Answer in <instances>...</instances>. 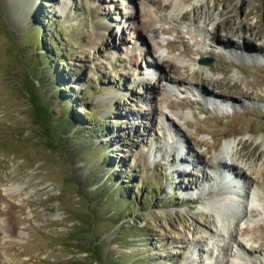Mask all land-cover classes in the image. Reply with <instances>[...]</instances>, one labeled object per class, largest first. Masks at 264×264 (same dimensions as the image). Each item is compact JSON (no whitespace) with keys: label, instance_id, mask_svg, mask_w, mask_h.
<instances>
[{"label":"rangeland","instance_id":"374dc122","mask_svg":"<svg viewBox=\"0 0 264 264\" xmlns=\"http://www.w3.org/2000/svg\"><path fill=\"white\" fill-rule=\"evenodd\" d=\"M263 136L264 0H0V264H264Z\"/></svg>","mask_w":264,"mask_h":264},{"label":"bare ground","instance_id":"6f19581e","mask_svg":"<svg viewBox=\"0 0 264 264\" xmlns=\"http://www.w3.org/2000/svg\"><path fill=\"white\" fill-rule=\"evenodd\" d=\"M154 1L156 2L157 0H154ZM225 38H227V37H225ZM248 44L250 45V43H248ZM148 64H151V67H154V70H156V71H158L160 69V67H161V64H157V62H155L153 64L150 63V62H148ZM164 67L168 68V71L171 73V75H164V74L161 75V79H164L165 82H169L172 85H179V84H182L183 81H185V77H183V76L182 77L174 76L175 75V70H176L175 67L176 66L170 65L169 63H166V65ZM208 84H209V82H208ZM205 87H206L205 84H201L200 89L207 96H214V98L211 99L212 106L215 105L214 104L215 102L216 103L218 102V104L224 105V107L226 109L229 108L228 104H231V102H228L227 103V101H225L226 99H224V100L221 99V98H223L222 97L223 95L220 92L212 93V90L208 89L207 87L205 88ZM214 88L215 89L216 88L220 89L222 87H219V84L217 82L216 83V86ZM262 141L264 143V136L262 138ZM228 148H229L228 147V144L227 143H224L223 146H222V148L219 150L220 151V153L218 154L219 156L215 157V163L209 162L208 160H205V162L206 163L209 162V166L211 168H215L216 170H219V172L223 171V169H226L227 167L228 168H232L233 171L235 170L236 177H240V178L244 177V179H247V181L244 182V184L246 185V187H245V185H243V187L246 188L245 192H243V193L245 195L246 200H248L249 194L251 192L250 191L251 188H252V190L254 188L255 189L254 190L255 191L254 193L257 194V191L259 189L257 186L264 185V168H255V167L252 168V167L248 166L246 163H243L242 164V167H240V169H241L242 172L236 170V167L237 166L233 163V161L232 160L225 159V154H226ZM243 156L250 157V156H252V153L251 152H246L244 150ZM216 170H215V172H216ZM225 192L226 191H223L222 196L225 195ZM243 193H242V195H243ZM252 198H256V197H252ZM213 199H215V198H213ZM218 200H220V198ZM221 200H222V198H221ZM249 200H251V199H249ZM220 201H218V202L215 203V205H216L215 208H217V209L216 210L215 209L213 210L214 213H216L219 217L222 215L220 217V221H221L220 222V229L222 230V232L224 231L225 233L228 234L227 236L232 241V243H235L236 246L242 248V243L241 244L238 243V241L236 240V237L239 236V235H242V236L245 235L246 234V229H240V228L238 229L237 228V230H236V228H235V229H233V231L235 230V233H233V231H231V224H234L235 227L238 226V224H239V221H240L239 218L240 217H238V216L241 214V210L238 209L239 207L235 208L237 214L234 215V216H231L233 213L229 212L230 210L222 209L223 208L222 206L225 203H224L223 200H222L223 202H220ZM247 211L248 210L245 207V211H244L245 214H244V216H247L248 215V212ZM225 216H227V217H225Z\"/></svg>","mask_w":264,"mask_h":264},{"label":"trees","instance_id":"16d2710c","mask_svg":"<svg viewBox=\"0 0 264 264\" xmlns=\"http://www.w3.org/2000/svg\"><path fill=\"white\" fill-rule=\"evenodd\" d=\"M48 50H49V49H48ZM48 52H49V51H47V50L45 51V53H46V55H47V56L49 55V53H48ZM69 125H70V124H69Z\"/></svg>","mask_w":264,"mask_h":264},{"label":"water","instance_id":"95a60500","mask_svg":"<svg viewBox=\"0 0 264 264\" xmlns=\"http://www.w3.org/2000/svg\"><path fill=\"white\" fill-rule=\"evenodd\" d=\"M205 63H208L207 61H205Z\"/></svg>","mask_w":264,"mask_h":264}]
</instances>
